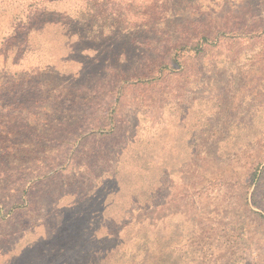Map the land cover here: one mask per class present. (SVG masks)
<instances>
[{
  "label": "rangeland",
  "instance_id": "374dc122",
  "mask_svg": "<svg viewBox=\"0 0 264 264\" xmlns=\"http://www.w3.org/2000/svg\"><path fill=\"white\" fill-rule=\"evenodd\" d=\"M73 4L66 8L74 9ZM40 5L0 0V26L4 14H14L20 32L0 50H5L3 65L10 66L3 68L0 83L20 84L22 78L11 73L22 69L15 67V56L26 68L48 58L65 62L62 56L24 52L40 44L31 33L23 35L32 26L21 17L38 12ZM100 7L112 8L107 2ZM186 13L228 14L230 22L216 35L224 33L225 39L209 42L199 54L183 53L184 67L172 73L161 68L148 82L99 71L90 63L102 62V53L84 42L80 47L90 56L79 54V48L75 52L81 71L68 67L81 77L72 80L70 72L58 77L67 87L55 94L50 120L32 124L30 136L0 126V186L11 198L0 204V264H13L11 256L20 264H264V219L254 213L258 207L264 211V146H252L262 141L252 132L264 126V38L254 33L264 26V0L148 4L146 22L136 28L147 45L138 42L143 53L136 52L135 62L155 59L148 43L158 46L160 36L152 33L169 22V29H178L176 16ZM238 20L243 28L232 26ZM86 26L85 31L99 29ZM128 28L103 44L130 43ZM240 32L245 35L234 38ZM127 58L134 60L132 55L117 59ZM124 69L116 68L123 75ZM161 131L168 142L158 139ZM129 168L137 174L129 193L107 196L115 201L116 218L87 214L88 200L101 202L105 195L91 186L110 183L100 176Z\"/></svg>",
  "mask_w": 264,
  "mask_h": 264
},
{
  "label": "trees",
  "instance_id": "16d2710c",
  "mask_svg": "<svg viewBox=\"0 0 264 264\" xmlns=\"http://www.w3.org/2000/svg\"><path fill=\"white\" fill-rule=\"evenodd\" d=\"M174 1L153 0L148 4L151 6L157 5V7L167 4V7H173ZM36 2L41 4V10H38V12L29 17H21V20L28 19L30 21L29 24L32 26L29 30L25 31L26 33L23 32V35L31 33V40H35L40 45L38 48L34 46L25 47L24 52L27 53L26 56L42 53L46 56V59L51 55L54 57L62 56L61 59L65 62L63 65H60V61L52 62L53 58H48L46 62L40 65L35 63L32 67L26 68L23 66L24 64L18 63V57L15 56V67L22 66V69H17V71L11 73L17 74L19 78H22L20 84L12 81H9L11 82L10 86L6 85L5 82H2L3 84L0 83V126L5 125L9 130L16 128L18 132L20 131L21 135L27 134V136L34 134V130L31 129L32 124H39L43 118L50 120L48 112H52L53 110L51 104L55 100V94L58 92L62 93L67 87V85L59 82V78L61 80L63 75H68L69 72L72 80L81 77L79 70L76 69L75 72H71L68 67L71 69L80 67L81 71L83 63L76 57L75 52L79 48V54L90 56L88 55L89 50L87 48L83 47L82 49L80 47L85 45L84 42L91 43L92 48L90 50L92 52L95 50L102 53V58L100 59L102 62L96 61V66L90 63L96 69L99 68V71H106L108 69L113 75L127 76L123 79L126 82L146 80L148 82L156 79L161 68L169 70L172 73L177 68L184 67V62L181 59L183 53H189L190 50H193L195 54H199L203 51L202 47L208 45L209 42L215 43L225 39L222 37L225 35L224 33H221L218 37L216 35L220 33L219 29H224L232 18L231 16L228 17V14L215 16H198L193 14L191 16L192 13H186L176 16L175 21L179 22L177 23L178 29L174 30L169 29L172 22H169L168 25L164 22V27H159L157 31L152 33L154 37L157 34L160 36H157L159 45L157 46L153 40L149 41L148 44L152 51L156 53V58L147 60L146 65L144 63L138 64L135 61L138 58L136 52L143 53V50H140L138 42L147 45V37H141L136 30L138 26L145 24L147 15H149L147 14V0H36ZM71 2L76 3L75 5L73 4L74 9L66 8V4H70ZM104 2L111 5V10L104 12L100 10V6ZM169 13L164 14V20L167 21L170 18ZM4 15L6 22L3 26H0V50L8 46H6V43L19 38L20 34L14 26V14ZM88 23L93 24L99 29L85 31ZM238 25L240 28H243V21L238 20L232 26ZM126 27L133 28L126 30L129 31L127 36L130 37V43L120 45L122 47H107L103 44L104 40L113 37L115 33L121 32ZM79 28H81V33L77 31ZM254 30H260L254 33L264 38V26ZM252 32L248 33L254 34ZM243 35L245 33L240 32L234 38L239 39ZM134 42L136 45L132 48ZM13 48L15 49L14 44L12 45ZM4 52L5 50L0 51V74L4 71L3 68L6 71L10 67L9 65H3L6 63ZM25 53H20V55L24 56ZM119 55H132L134 56V60H130L129 58L125 60L117 59ZM26 60L30 61L31 57L30 59L26 57ZM120 60H123V62H119ZM118 67L125 68L124 71H120L124 75L119 74L116 70ZM115 79L117 78L110 77L111 81ZM183 121L187 122V120ZM149 122L152 127L156 126L157 122L153 119H150ZM254 133L261 134L262 141H255L256 143H253L252 146H264V126L256 127V130L252 134ZM157 137L160 140L165 137L167 142L169 141L167 132L161 131ZM148 163L147 160V166ZM47 165H49L48 162L46 163ZM158 171L163 173L161 170ZM157 173L159 174V172ZM170 173L171 170L169 171ZM136 176L137 174L132 169L126 173H121L119 169L117 171L113 170L106 172L104 176H100V179L108 178L110 183L91 186L90 190H97L99 193H104L105 195L104 198H101V202L99 198L88 200L86 208L84 207L86 213L104 217L107 220L116 218L112 212L115 201L107 196L112 191L116 196L118 194V198L116 197L115 199L125 196L134 185ZM260 177H264V165L261 168ZM1 182L2 180H0V185ZM12 191H17V188H12ZM3 193L5 192L0 186V204L6 202V200L7 202L11 201V198ZM253 204L256 203L253 202ZM117 208L115 210L116 213L119 212L121 207L118 205ZM258 209L260 211H254V213L264 219V211L260 207ZM72 212L69 209V214H72ZM11 258H15L13 264H20V261L15 256H11Z\"/></svg>",
  "mask_w": 264,
  "mask_h": 264
}]
</instances>
